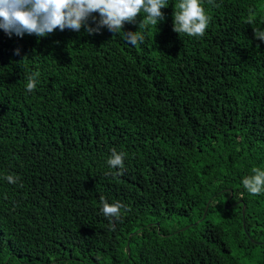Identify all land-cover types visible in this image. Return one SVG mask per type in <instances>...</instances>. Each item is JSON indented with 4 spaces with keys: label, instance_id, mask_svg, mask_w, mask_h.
<instances>
[{
    "label": "trees",
    "instance_id": "obj_1",
    "mask_svg": "<svg viewBox=\"0 0 264 264\" xmlns=\"http://www.w3.org/2000/svg\"><path fill=\"white\" fill-rule=\"evenodd\" d=\"M177 2L137 46L142 15L118 34L0 29V264H264V194L242 185L264 170V0H203V37L172 31ZM101 196L130 211L113 224Z\"/></svg>",
    "mask_w": 264,
    "mask_h": 264
},
{
    "label": "clouds",
    "instance_id": "obj_2",
    "mask_svg": "<svg viewBox=\"0 0 264 264\" xmlns=\"http://www.w3.org/2000/svg\"><path fill=\"white\" fill-rule=\"evenodd\" d=\"M212 7L220 5L215 0H207ZM169 0H0V29L9 37L35 35L45 37L56 30L65 29L79 32L81 28L88 35L100 34L102 28L113 34L122 32L125 23H136L138 31L123 32L128 44L137 46L145 40L143 31L149 25L156 28L165 20L162 9L168 7ZM172 31L193 37H203L208 29L211 17L208 15L203 0H178L172 5ZM95 14V15H94ZM256 12L249 9L245 23L254 22ZM254 39L264 43V30L253 29ZM259 47V45H257ZM15 49L14 54L19 55ZM40 72L35 71L26 77V91L31 93L39 83ZM107 164L110 169H124L126 152L110 149ZM252 175L243 177L242 185L252 195L264 194V170L252 168ZM106 175L121 176L123 171L108 172ZM8 183H16L19 177L8 174L3 177ZM100 212L109 221H120L130 208L120 201L109 203L103 196L99 198ZM114 224V223H113Z\"/></svg>",
    "mask_w": 264,
    "mask_h": 264
},
{
    "label": "water",
    "instance_id": "obj_3",
    "mask_svg": "<svg viewBox=\"0 0 264 264\" xmlns=\"http://www.w3.org/2000/svg\"><path fill=\"white\" fill-rule=\"evenodd\" d=\"M112 223H114V220H113V222Z\"/></svg>",
    "mask_w": 264,
    "mask_h": 264
}]
</instances>
